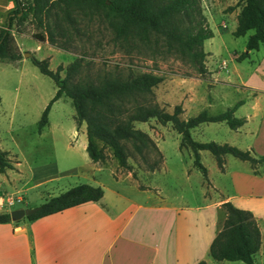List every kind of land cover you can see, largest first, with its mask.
Instances as JSON below:
<instances>
[{"label": "trees", "instance_id": "1", "mask_svg": "<svg viewBox=\"0 0 264 264\" xmlns=\"http://www.w3.org/2000/svg\"><path fill=\"white\" fill-rule=\"evenodd\" d=\"M14 3V8L6 14L4 27L0 28L1 60L14 62L22 57L11 29L16 25V30H22L18 25L26 20L34 26L32 37L76 54L66 67L58 64L55 70L49 68L47 58L31 55L40 72L50 76L56 86L39 118V131L48 121L51 104L64 95L71 99L77 126L82 121L86 123V151L93 161L105 160L104 147L109 146L121 167L131 170L128 157L133 153L146 160L148 154L154 152L159 159L148 167L158 168L162 153L155 140L135 127L136 121L155 117L161 123L171 122L181 134L179 147L191 149L194 165L205 178L207 168L200 159L202 149L213 154L221 170L224 169V155L231 154L248 161L253 172L259 173L258 165H264V154L257 155L251 149H241L228 142L198 141L191 136V129L202 122L224 121L230 128L237 129L245 121L234 114L242 100L218 113L202 109L182 118L180 104H175L169 112L154 98L153 88L163 80L162 75L152 71L135 73L131 69L124 74L116 68L91 69L94 47L101 46L106 38L126 54H175L197 64L199 72H204L203 42L213 36V31L201 0H14ZM249 30L252 32L245 43L246 51L237 56L238 60L248 56L247 50L264 44V0H245L232 34L244 35ZM63 69L65 75L61 76ZM97 141L102 144L99 146ZM10 167L8 151L0 148V172ZM102 195L100 185L79 183L46 198L38 204V210L27 217L32 219L88 200H98ZM221 206L225 216L210 243V255L217 260H242L245 264H253V256L261 244V232L252 211L237 207L230 200L223 201ZM9 220V211L0 212V222ZM196 264L208 263L200 259Z\"/></svg>", "mask_w": 264, "mask_h": 264}, {"label": "crops", "instance_id": "2", "mask_svg": "<svg viewBox=\"0 0 264 264\" xmlns=\"http://www.w3.org/2000/svg\"><path fill=\"white\" fill-rule=\"evenodd\" d=\"M210 2L212 5H209L207 11L204 10L208 22L210 23V18L220 14L221 27L226 29L227 23H232V32L245 0ZM14 6V0H0V28L4 27L6 14ZM11 30L22 53V57L14 62H20L25 58L23 50L26 46L17 40V36H31V33L23 29L18 31L16 27ZM38 41V49L42 43L49 44L47 41ZM257 49L247 50L248 56L245 58L250 57L251 50ZM31 50L34 53L35 49ZM236 59L237 57L230 58ZM254 70L262 75L264 83L261 68L256 66ZM207 73V77L196 79L199 83L206 79V84L212 85L208 90L211 100L214 99L211 89L217 82L233 84L224 76L214 74L212 69L208 68ZM240 80L248 83L244 79ZM245 88L250 90V98L247 99L250 101L246 102V97L235 111L238 112L245 103L249 107L239 114L238 117H243L245 121L235 131L250 138L246 142V149L253 150L257 155L264 154V84L253 83ZM61 97L69 98L64 95ZM182 104V110H185L186 101H182ZM148 134L160 149L159 141L152 131L149 130ZM70 135L74 142L80 135L77 145L82 147L80 156L85 161V168L72 159L75 156L72 151L75 144L67 145L70 151L68 148L65 150L63 155L67 159L63 162L53 155L48 162L23 166L22 161L14 156L13 161L8 155L12 167L6 168L1 174L10 181L11 187L0 192V212L10 211L8 206L11 207L16 202H23V207L35 206L46 198L83 182L100 185L103 195L98 200H88L36 218L22 217L18 221L11 219L0 222V264H196L200 259L212 264L214 258L210 255V243L221 228L225 216L221 204L226 200L252 211L261 232V244L253 256V264H264V165H258L259 173L253 172L251 166L247 169L248 173H243L245 176L242 175L239 181H245L244 187L238 186L242 192L214 201L208 200L196 206L177 204L160 190H152L144 180L135 178L130 170H122L115 158L93 161L86 151L85 121L79 126L76 124V130ZM183 147L185 146L179 149ZM225 169L226 165L223 171ZM99 171H108L111 179L103 180L98 175ZM153 171L145 176L149 178ZM124 178L128 179L127 188L121 185ZM208 186L218 190L213 184ZM208 192L209 189L205 191ZM212 206L214 208L211 209L213 212L210 218L209 208ZM212 224L216 225L215 232H212Z\"/></svg>", "mask_w": 264, "mask_h": 264}, {"label": "rangeland", "instance_id": "3", "mask_svg": "<svg viewBox=\"0 0 264 264\" xmlns=\"http://www.w3.org/2000/svg\"><path fill=\"white\" fill-rule=\"evenodd\" d=\"M201 5L204 12L212 4L210 0H201ZM14 22L16 23V19ZM221 22L220 14H216L214 18H210V23L208 22L213 36L203 42L206 52L204 72H199L197 64L175 54H126L108 43L106 38L101 41V46L94 47L95 53L90 58L91 69L116 68V71L122 74L131 69L135 73L152 71L162 75L163 80L153 88L154 98L160 106L169 112L173 111L175 104H182V101H186L185 110L183 109L180 113L182 118L195 115L202 109H206L209 113H218L233 106L239 100H242L239 104L241 106L246 97V102L250 101L247 100L250 98V90L246 89V86L253 83L264 84L262 75L254 70L256 66H259L262 70L261 73L264 74V44H261L257 50H251L249 58L230 60L231 57H237V54L246 51V39L252 31H248L245 35L234 36L231 32L233 24L227 23L228 27L225 29V27H221ZM12 27H16V25ZM18 27L29 34L34 30V26L29 20L24 21ZM17 40L25 43L26 48L23 50V55L25 51H29L39 59L47 58L49 68L53 70L58 64L66 67L76 56L74 52L60 49L51 44L42 43L38 49L36 47L40 41L27 34L18 35ZM31 49H35L34 53ZM208 68L212 69L214 74L224 76L225 79H229L233 83L217 82L211 89L213 100L208 93L212 85L206 84V79H202L200 83L196 79V77H207ZM60 75H65V69L60 71ZM240 79H244L248 83L242 82ZM55 90L54 80L40 72L31 56H25L20 62H8L0 59V148L8 151V155L13 161L17 158L22 161L23 166H28L33 163L48 162V159L53 155L63 162L67 159L63 155L68 148L67 145L75 144L74 150H72L75 156L72 159L85 168V161L80 156L83 151L82 147L77 145L80 135L76 142L72 141L74 138L70 135L73 130H76L75 110L71 99L66 97L56 99L49 109L48 123L40 131L38 130L41 113ZM248 107L245 103L238 112L234 111V114L239 116L240 113L247 111ZM147 121H136L135 127L147 133L149 130L152 131L159 141L158 145L163 153V160L162 163L160 161L158 169L153 171L148 166L149 163L159 159L156 153L150 152L146 160L139 154H131L128 161L131 164L130 171L133 172L132 175L135 178L144 180L152 190H160L168 199L174 200L177 204L196 206L204 204L208 200L214 201L242 192L238 186L244 187L245 181L239 180L242 179V175L248 173L247 169L250 168L248 161L241 160L231 154H225L226 169L223 171L218 167L213 154L207 149H202L200 159L207 168V178H205L201 170L194 165L191 149L186 146L183 148L188 149H179L180 134L173 128L171 122L161 123L155 117L150 118V122ZM191 136L198 141L228 142L241 149H246V142L250 140L230 128L224 121L202 122L191 129ZM97 143L99 146L102 144L101 141H97ZM68 150L70 151L69 148ZM104 151L108 158H115L109 146H105ZM115 161L118 164L116 158ZM118 166L122 170L128 171L127 168L121 167L119 164ZM149 171L153 172L148 178L145 175ZM98 175L103 180L111 179L108 171H99ZM127 181L128 179L123 180L124 183L122 182L121 185L127 188ZM0 182H2L0 192L11 187L10 181L4 178L1 172ZM212 184L218 190L208 186ZM207 189L209 192L205 193ZM5 204L7 205V203ZM23 206V202H16L8 208L10 210ZM212 208L214 207L209 208L210 218L213 212ZM196 216L198 218L197 214ZM24 217L26 219L27 215ZM207 222L208 220H206ZM215 230L216 225L212 224V232ZM212 261V264L243 263L242 260H222L220 262L212 259ZM258 261L259 259H257V263Z\"/></svg>", "mask_w": 264, "mask_h": 264}, {"label": "water", "instance_id": "4", "mask_svg": "<svg viewBox=\"0 0 264 264\" xmlns=\"http://www.w3.org/2000/svg\"><path fill=\"white\" fill-rule=\"evenodd\" d=\"M24 55L25 56H31L32 53L29 52V51H25L24 52ZM39 208V205L37 206H29V207H17V208H13L11 209L9 212H10V217L12 220H19L21 219L22 217L26 216V215H29V214H32L34 213L35 211H37Z\"/></svg>", "mask_w": 264, "mask_h": 264}, {"label": "built area", "instance_id": "5", "mask_svg": "<svg viewBox=\"0 0 264 264\" xmlns=\"http://www.w3.org/2000/svg\"><path fill=\"white\" fill-rule=\"evenodd\" d=\"M10 203H12V201H10Z\"/></svg>", "mask_w": 264, "mask_h": 264}]
</instances>
